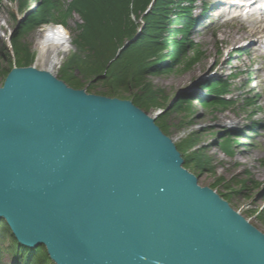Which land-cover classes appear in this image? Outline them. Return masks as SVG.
<instances>
[{
  "label": "water",
  "instance_id": "obj_1",
  "mask_svg": "<svg viewBox=\"0 0 264 264\" xmlns=\"http://www.w3.org/2000/svg\"><path fill=\"white\" fill-rule=\"evenodd\" d=\"M157 116L13 66L0 87V221L55 264H264V233L199 185Z\"/></svg>",
  "mask_w": 264,
  "mask_h": 264
},
{
  "label": "rangeland",
  "instance_id": "obj_2",
  "mask_svg": "<svg viewBox=\"0 0 264 264\" xmlns=\"http://www.w3.org/2000/svg\"><path fill=\"white\" fill-rule=\"evenodd\" d=\"M61 1L68 4L72 0ZM205 1L209 6L206 18L185 38L188 42L186 58L175 65L171 72L146 75V80L155 91L159 90L161 103V106L152 107L147 113L154 116L165 106H172L164 120L167 127L164 134L175 144L191 137L194 143L187 148L188 152L198 154L202 165L194 167V160L189 159L188 166L184 168L198 177L201 187L213 189L230 207L264 233V48L261 47L264 34L258 32L260 25L250 21L254 16L249 20L230 18L228 13L234 14L233 9L217 7L223 0ZM36 6V0H25L23 5L20 0H0V87L11 64L14 66L16 61L11 49L8 50L6 38ZM203 7L200 1L195 4V17L199 16ZM132 20L140 31L143 26L141 12L134 14ZM79 24H83V20L76 13L67 19L69 49L61 67L54 71V76L63 80V74L73 75L78 84L70 85L63 80L68 86L101 95L98 91L104 88L98 77L83 74L78 68L64 66L75 53L85 58V53L78 52L74 44ZM45 25L38 23L17 38L20 67L34 66L35 46L40 29ZM252 29L257 30L255 34H245ZM181 38V35L177 37ZM256 41L257 44L248 45ZM120 49L121 46L116 53ZM196 51H200L197 60L185 65L184 61L194 57ZM26 52L31 55L30 62H25ZM216 80H228L229 90L225 97L233 103L226 108H207L201 102L202 97L207 95V86ZM180 100L189 102L181 106V110H176L175 104ZM233 121L239 125L233 127ZM227 139H231V153L225 148ZM9 245V238H4L0 243L1 264H13L12 256L7 251Z\"/></svg>",
  "mask_w": 264,
  "mask_h": 264
},
{
  "label": "trees",
  "instance_id": "obj_3",
  "mask_svg": "<svg viewBox=\"0 0 264 264\" xmlns=\"http://www.w3.org/2000/svg\"><path fill=\"white\" fill-rule=\"evenodd\" d=\"M20 1L21 5L25 3V0ZM36 1L35 10L8 37L9 47L16 58L15 65L22 66L19 64L16 40L26 29L38 23H56L67 27V19L76 13L83 24L78 25L74 44L78 52L85 53V58L75 53L64 64L65 68H78L83 74L98 77L104 88L98 94L128 99L145 112L161 106L158 98L160 92L155 91L146 80V75L171 72L175 65L186 58L188 42L185 38L198 20L193 14L196 0H72L68 4L61 0ZM206 10L204 4L203 15ZM137 12H141L143 20L140 31L132 20ZM179 35L181 39H177ZM120 46L121 49L116 53ZM199 55L200 51H196L194 57L184 61L185 65L197 60ZM24 58L25 62H30V53L25 54ZM101 74L104 75L100 77ZM61 78L70 85L78 84L73 75L63 74ZM207 87L208 95L201 99L205 107L226 108L233 103L225 97L229 90L228 80H216ZM187 102L178 101L175 109L181 110V106ZM170 109L172 106H165L156 120L163 132L167 131L164 120ZM190 138H183L176 144L184 158L183 166L187 167L189 159H193L194 167H202L199 155L188 152L187 148L194 143ZM224 144L227 152L231 153V139L225 140ZM4 238L10 239L7 251L12 256L13 264H55L43 246L32 250L20 245L2 220L0 243Z\"/></svg>",
  "mask_w": 264,
  "mask_h": 264
},
{
  "label": "bare ground",
  "instance_id": "obj_4",
  "mask_svg": "<svg viewBox=\"0 0 264 264\" xmlns=\"http://www.w3.org/2000/svg\"><path fill=\"white\" fill-rule=\"evenodd\" d=\"M243 1V0H240ZM236 2L232 0H223L220 4L217 5V7H222L221 9L230 7L231 9H234V3ZM221 13V12H220ZM219 13V14H220ZM222 15V13L220 14ZM254 23H257L260 25L261 28L258 30V32L263 34L264 32V12L261 13L259 16H256L252 20H250ZM257 30H250L249 32H246L245 34L251 36L256 33ZM68 36L69 33L66 31V29L61 25H45L40 29V35L38 38V41L35 46V63L34 66L36 69L44 70L50 72L52 75H54V71L59 69L65 59V56L68 53ZM245 35H243L244 37ZM256 42H251L248 44L249 46L257 44ZM263 43V42H262ZM248 46V47H249ZM260 46V45H259ZM156 116L158 114H155ZM154 115V116H155ZM158 117V116H157ZM157 120V118H156ZM157 124V123H156ZM239 124L237 122H232L233 127H237ZM175 143V142H174ZM29 249V248H28ZM34 250V249H32ZM49 256V255H48Z\"/></svg>",
  "mask_w": 264,
  "mask_h": 264
}]
</instances>
